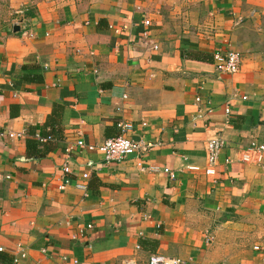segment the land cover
Masks as SVG:
<instances>
[{
  "label": "crops",
  "instance_id": "0c3cea01",
  "mask_svg": "<svg viewBox=\"0 0 264 264\" xmlns=\"http://www.w3.org/2000/svg\"><path fill=\"white\" fill-rule=\"evenodd\" d=\"M216 51L239 52V70L218 71ZM120 121L152 150L107 162L75 145ZM252 142L264 0H0V264L18 245L16 264H264V153L241 160Z\"/></svg>",
  "mask_w": 264,
  "mask_h": 264
},
{
  "label": "built area",
  "instance_id": "2783aa9c",
  "mask_svg": "<svg viewBox=\"0 0 264 264\" xmlns=\"http://www.w3.org/2000/svg\"><path fill=\"white\" fill-rule=\"evenodd\" d=\"M144 24L148 25L149 21L145 20ZM213 60L215 68L227 74H234L236 73L241 64V55L239 52L236 51H229L225 53H221L220 51H216L213 54ZM245 98V97H243ZM199 100V98H197ZM226 113H229L228 107L225 109ZM117 127L119 129V134L112 138L105 139L99 145H90L85 144L82 139H77L75 141V145L81 149H88V150H97L99 151L104 159L107 162L116 161L120 162L132 155L141 157L144 153L152 150L154 144L149 142L145 139H131L126 136L127 132L131 131L133 128L132 123L120 121L117 122ZM13 136V135H12ZM41 141L47 140L48 138H39ZM223 147V141L218 138H213L208 140L206 143V159H207V166L204 168V172L207 175H214L215 174V165L218 160V155ZM67 151L69 150L66 149ZM241 155V160L247 162L251 159V154L257 155L258 162L261 160V156L264 153V145L252 142L247 146ZM142 167V166H141ZM168 168H164L165 172H168ZM63 171L65 174H69L71 169L68 164H64ZM82 177L87 178L88 173H83ZM68 180H64V183H67ZM78 187L83 186L82 184H77ZM90 228V226H88ZM2 248H0V251ZM26 253L24 249L18 245L17 246V254L13 257V264H16L20 258L25 257ZM183 262L178 258H162V257H152L149 260V264H182Z\"/></svg>",
  "mask_w": 264,
  "mask_h": 264
},
{
  "label": "trees",
  "instance_id": "16d2710c",
  "mask_svg": "<svg viewBox=\"0 0 264 264\" xmlns=\"http://www.w3.org/2000/svg\"><path fill=\"white\" fill-rule=\"evenodd\" d=\"M43 137L50 139V138H51V135L49 134V135H47V136H43ZM36 142H37V141H36ZM37 143H38V142H37Z\"/></svg>",
  "mask_w": 264,
  "mask_h": 264
}]
</instances>
